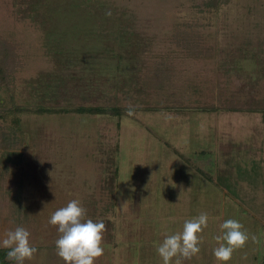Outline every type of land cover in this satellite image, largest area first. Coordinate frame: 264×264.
Here are the masks:
<instances>
[{"label": "rangeland", "instance_id": "1", "mask_svg": "<svg viewBox=\"0 0 264 264\" xmlns=\"http://www.w3.org/2000/svg\"><path fill=\"white\" fill-rule=\"evenodd\" d=\"M210 1L0 0L15 66L0 83V239L27 228L25 264H64L48 218L72 199L104 221L95 264H162L163 234L202 212L182 264H222L229 218L249 239L227 264L263 263L264 116L209 107L264 103V0ZM35 105L120 112L20 109Z\"/></svg>", "mask_w": 264, "mask_h": 264}, {"label": "clouds", "instance_id": "2", "mask_svg": "<svg viewBox=\"0 0 264 264\" xmlns=\"http://www.w3.org/2000/svg\"><path fill=\"white\" fill-rule=\"evenodd\" d=\"M86 217L87 212L81 201L72 199L48 218V223L56 226L59 233L55 249L64 264H95L96 258L104 252V221ZM208 222V214L202 212L186 219L181 231L171 234L165 232L162 240L156 244V252L162 264H182L183 260L197 255L200 252L201 234ZM219 227L221 234L213 237L218 246L212 249V253L218 262L227 264L234 250L243 247L249 236L236 219H225ZM0 248L7 249L6 258L13 264H25L37 252L31 242V233L23 226L7 230L0 239Z\"/></svg>", "mask_w": 264, "mask_h": 264}, {"label": "trees", "instance_id": "3", "mask_svg": "<svg viewBox=\"0 0 264 264\" xmlns=\"http://www.w3.org/2000/svg\"><path fill=\"white\" fill-rule=\"evenodd\" d=\"M227 0H211L208 4L212 8H217L219 4L226 2ZM14 58L13 56V51L10 48V44L6 46V43L3 42V40L0 38V83L3 81H6V77L9 74L11 69H13L14 63L12 59ZM219 106L215 109L213 106L216 105H211V107L214 110H231V111H239V110H248V111H256L260 112L264 116V103L263 104H252V105H244L241 103L239 100L235 99H229V101L225 102H220L218 103ZM208 108V109H209ZM22 110H26L29 112L41 114V113H47V114H52V113H59V112H66V111H76L78 113H88V114H98V113H109L113 115H117L120 112V108L114 106V107H104V106H98V105H80V106H55V105H35V106H30V107H25L21 106ZM150 110L155 109L159 110L160 107L157 105L149 107ZM211 109V110H212ZM171 147L174 148V146L171 145ZM173 152L178 156H181V153L178 152L177 149H173ZM199 154V152H198ZM183 157V156H182ZM185 161H187L186 156L183 157ZM187 163H189L187 161ZM6 252L7 249L5 248H0V264H9V261L6 258ZM264 264V259L263 263Z\"/></svg>", "mask_w": 264, "mask_h": 264}, {"label": "crops", "instance_id": "4", "mask_svg": "<svg viewBox=\"0 0 264 264\" xmlns=\"http://www.w3.org/2000/svg\"><path fill=\"white\" fill-rule=\"evenodd\" d=\"M187 137L190 138V139H188V140H191V137H190L189 135H188ZM195 142H198V141H195ZM174 148H175V147H174ZM175 149H176V148H175ZM177 150H178V149H177ZM206 152H207V151H206ZM141 240L144 241V238L141 237ZM136 253H137V252H136ZM137 254H140V253H137ZM142 254H143V253H141V255H142ZM141 255H136V256H137V257H140ZM139 264H144V263L141 262V263H139ZM146 264H148V263H146Z\"/></svg>", "mask_w": 264, "mask_h": 264}]
</instances>
